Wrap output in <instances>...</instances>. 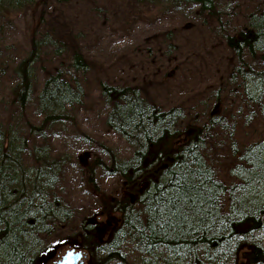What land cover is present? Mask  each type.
<instances>
[{
  "label": "trees",
  "instance_id": "16d2710c",
  "mask_svg": "<svg viewBox=\"0 0 264 264\" xmlns=\"http://www.w3.org/2000/svg\"><path fill=\"white\" fill-rule=\"evenodd\" d=\"M36 1L0 0V22ZM139 1L196 5L222 19V0ZM243 21L239 27L224 29L225 41L240 58L249 54L264 60V0ZM48 40L32 39L28 53L12 63L9 86L21 109L36 99L41 122L31 131L41 136L47 126L73 119L69 109L85 97L80 79L61 70L47 75L35 91L37 62ZM74 61L87 70L80 53L74 54ZM237 70L248 82L249 97L255 98L252 90L264 89V69ZM100 86L109 104L106 122L132 147V153L121 157L115 148L107 147L109 161L96 159L88 169L92 180L96 166L120 176L132 196L104 198L101 215L116 218L110 235L99 232V224H82L81 241L94 263L264 264V139L236 153L238 160L230 172L236 180L228 184L218 177L206 153L207 131L223 120L210 117L208 127L180 129L182 108L152 105L138 87L105 81ZM41 149H34L35 161L41 158L35 167L37 163L27 159V138L0 124V264H43L50 258L51 246L61 242L49 240L47 245V239L74 217L57 194L63 160ZM68 240H62L64 246L81 247Z\"/></svg>",
  "mask_w": 264,
  "mask_h": 264
},
{
  "label": "rangeland",
  "instance_id": "374dc122",
  "mask_svg": "<svg viewBox=\"0 0 264 264\" xmlns=\"http://www.w3.org/2000/svg\"><path fill=\"white\" fill-rule=\"evenodd\" d=\"M260 1L222 0V19H217L191 4L37 0L1 20L0 124L27 138V159L32 165L36 163L34 149L45 148L53 158L63 160L57 194L74 213L70 222L47 239V245L61 242L51 246L50 258L43 264L65 250L64 239L87 251L86 264H96L81 241L82 224H99L97 230L110 235L116 218L105 217L111 221L109 230L102 227L105 218L97 217L103 213L104 198L132 196L120 176L96 166L92 180L88 169L96 159L109 161L107 147L115 148L121 157L132 153V147L106 122L109 104L101 92L102 81L138 87L147 102L161 109L182 108L180 129L207 125L210 117L223 120L207 131L206 153L220 179L228 184L236 180L230 173L238 160L236 153L264 139V89H253L255 98H250L248 82L237 69L263 70L264 60L249 54L236 56L225 41L224 29L239 27ZM33 38L50 41L43 45L37 62L35 91L47 75L58 70L74 74L85 88L84 102L69 109L73 119L47 126L42 136L31 131L41 122L36 99L21 109L9 87L12 63L28 53ZM76 52L87 70L77 67Z\"/></svg>",
  "mask_w": 264,
  "mask_h": 264
},
{
  "label": "water",
  "instance_id": "95a60500",
  "mask_svg": "<svg viewBox=\"0 0 264 264\" xmlns=\"http://www.w3.org/2000/svg\"><path fill=\"white\" fill-rule=\"evenodd\" d=\"M72 255H69V254ZM83 252L81 250L76 249H68L65 251L64 255L62 256V260L60 264H82Z\"/></svg>",
  "mask_w": 264,
  "mask_h": 264
},
{
  "label": "flooded vegetation",
  "instance_id": "af4514ba",
  "mask_svg": "<svg viewBox=\"0 0 264 264\" xmlns=\"http://www.w3.org/2000/svg\"><path fill=\"white\" fill-rule=\"evenodd\" d=\"M97 217L101 219V218H103V215L100 214V215H97ZM105 220L106 219H104V221ZM106 223H108V224H106ZM110 225H111V221L108 220V222L105 221V223H103L102 227L104 229H109L110 228ZM99 230H102L101 227H100ZM109 230H107L106 233H109ZM68 247H70V246H68ZM78 250H81L83 252V258H82L83 263L82 264H86V260H87V257H88L87 251L85 249H83V248L78 249ZM62 256H63V251H60V253H58L57 255L53 256V258H51L52 261L49 262L48 264H60V262H61L60 259H61Z\"/></svg>",
  "mask_w": 264,
  "mask_h": 264
},
{
  "label": "bare ground",
  "instance_id": "6f19581e",
  "mask_svg": "<svg viewBox=\"0 0 264 264\" xmlns=\"http://www.w3.org/2000/svg\"><path fill=\"white\" fill-rule=\"evenodd\" d=\"M27 155H28V154H27ZM39 159H41V158H36V161H37L36 163H37V164H36V165L34 164L35 167L39 165V162H38ZM73 248L76 249V250L81 249V248H79V247H77V246H70V247L67 246V247L64 248L65 250H63V255H64V253H65L66 250H68V249H73ZM57 254H58V253H57ZM57 254H56V255H57ZM51 257H52V256H51ZM60 260H62V257H61Z\"/></svg>",
  "mask_w": 264,
  "mask_h": 264
},
{
  "label": "snow or ice",
  "instance_id": "6c2138e0",
  "mask_svg": "<svg viewBox=\"0 0 264 264\" xmlns=\"http://www.w3.org/2000/svg\"><path fill=\"white\" fill-rule=\"evenodd\" d=\"M69 255H72L71 253Z\"/></svg>",
  "mask_w": 264,
  "mask_h": 264
}]
</instances>
